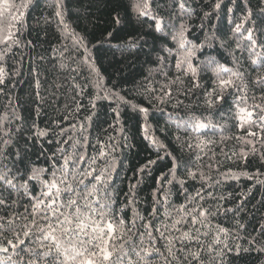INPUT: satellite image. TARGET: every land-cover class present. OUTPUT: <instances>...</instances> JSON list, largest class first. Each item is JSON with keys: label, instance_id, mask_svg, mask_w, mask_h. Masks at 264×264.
Listing matches in <instances>:
<instances>
[{"label": "snow or ice", "instance_id": "snow-or-ice-1", "mask_svg": "<svg viewBox=\"0 0 264 264\" xmlns=\"http://www.w3.org/2000/svg\"><path fill=\"white\" fill-rule=\"evenodd\" d=\"M70 3L47 0L29 24L41 0H0V264H264V0H127L94 47L69 23ZM133 17L140 31L120 41ZM215 41L235 48L231 67L208 60L209 91L194 61ZM128 56L144 57L138 72ZM226 92L238 123L201 122L192 110L222 107ZM209 126L218 139L187 135ZM141 144L125 190L124 161Z\"/></svg>", "mask_w": 264, "mask_h": 264}, {"label": "trees", "instance_id": "trees-1", "mask_svg": "<svg viewBox=\"0 0 264 264\" xmlns=\"http://www.w3.org/2000/svg\"><path fill=\"white\" fill-rule=\"evenodd\" d=\"M47 0H41V7L40 9L33 10L29 17V24H35V20L31 17L40 15L41 10H43L44 15H47L49 9L45 7ZM70 10V17L69 23L72 24L73 27L76 26V31L85 36L86 39H91L93 41L94 47L95 44H105L106 43V33L114 30L112 25V19L114 14L119 13L120 15H125L128 12L127 7V0H71L69 4ZM213 24L216 23L215 20L212 21ZM138 22L135 21L134 17L131 18V22L129 26L122 30L119 33V40L124 41L128 38L130 34H135L137 31H140V28L137 26ZM199 20L195 21L193 31L189 36V39H192L195 43H200L205 38V33L202 32L199 27ZM223 27L227 30L228 25L225 22ZM149 45L153 43L151 38H148ZM157 47L160 46V42H156ZM168 46L172 47V43L169 41ZM90 47V50H91ZM235 48V43L230 42L229 45L225 48L220 47L219 41L213 42L212 47H205L201 53H197V59L194 63L201 66L203 69L201 71V82L207 87L209 91L212 90L211 81L215 79L213 73L214 66H208L207 62L210 59H215L221 64L225 66L231 67L232 66V59L230 56L231 50ZM239 55V53L237 52ZM97 55L100 57L101 61L107 67L108 65L113 63V53L108 50L106 47L102 48ZM117 58L119 57V53L116 54ZM246 55V54H245ZM144 57L141 56L140 58H136L133 56H128L126 58V63H131L132 60H135V65L132 68L133 72H138L140 70V65L143 62ZM247 66V65H245ZM150 65H145V71ZM229 92L231 90H228ZM225 95L227 96L228 103L222 104V107H217L213 109L207 108H194L195 115L200 117L201 122L207 123V120L204 119L205 117H210L213 124H223L226 121L229 123H238L233 119L234 111L231 109V101L232 96L228 95L226 92ZM187 103V101H185ZM173 112L171 105L162 106L161 109L156 110L155 116L153 117V125L155 126L156 120H159L160 126H163L165 120L168 117V114ZM189 112L181 109L179 111V115L184 118H188ZM237 119L240 121L241 126L246 122L245 114L241 113ZM194 123V122H193ZM134 122H130L129 128L133 127ZM232 132L236 134H242V130L237 128L231 129ZM173 132L175 133V128H173ZM159 135V133H157ZM181 134L183 135V130H181ZM231 134V133H229ZM187 135L190 136L194 141L199 139H218L220 135L219 128L213 127H205L199 130H196L194 127H189L187 130ZM139 142V141H137ZM127 151V150H125ZM147 155V153L143 150V145L141 144L139 149H133L132 152L127 153V159L124 161V168L120 173L121 178L124 180V186L126 190V186L129 182V179L133 177V167L137 165L143 158ZM227 166H230L233 171L239 170V168L243 167V162L240 163L239 166L233 165L232 162H227ZM135 182L134 180L132 181ZM246 182L243 178L240 180L239 183L236 182H229V184L225 185L226 191H232L235 189L236 191H240L243 185ZM144 190L140 193L141 198L147 197L151 188H152V181L148 178H145ZM175 193V190H174ZM173 201L176 204L183 203V196L182 194H174Z\"/></svg>", "mask_w": 264, "mask_h": 264}]
</instances>
